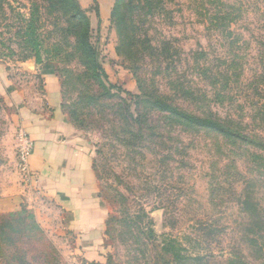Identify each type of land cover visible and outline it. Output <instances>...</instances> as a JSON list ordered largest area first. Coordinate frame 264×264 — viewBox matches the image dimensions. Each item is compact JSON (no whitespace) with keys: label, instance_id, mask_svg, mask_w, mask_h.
<instances>
[{"label":"rangeland","instance_id":"374dc122","mask_svg":"<svg viewBox=\"0 0 264 264\" xmlns=\"http://www.w3.org/2000/svg\"><path fill=\"white\" fill-rule=\"evenodd\" d=\"M2 1L14 21L35 16L42 47L39 63L23 62L17 47L0 54V264H264L244 235L246 197L264 220V152L250 143L264 142V0H77L90 26L58 0ZM93 46L111 84L145 94L138 106L96 76ZM45 66L91 147L108 213L97 250L84 248L48 196L25 193L32 148L22 163L28 141L11 95L20 87L34 99ZM179 79L207 99L178 92ZM148 98L232 118L251 139L189 127Z\"/></svg>","mask_w":264,"mask_h":264},{"label":"crops","instance_id":"0c3cea01","mask_svg":"<svg viewBox=\"0 0 264 264\" xmlns=\"http://www.w3.org/2000/svg\"><path fill=\"white\" fill-rule=\"evenodd\" d=\"M40 74L44 85L34 99L27 98L20 87L11 95L32 145L28 165L34 175L25 193L39 191L48 196L66 214L68 229L79 235L84 248L97 250L108 213L92 167L91 147L63 113L61 86L52 68L45 66ZM4 87L0 82V92Z\"/></svg>","mask_w":264,"mask_h":264},{"label":"trees","instance_id":"16d2710c","mask_svg":"<svg viewBox=\"0 0 264 264\" xmlns=\"http://www.w3.org/2000/svg\"><path fill=\"white\" fill-rule=\"evenodd\" d=\"M58 3H68L69 5H74L73 11L71 14V18L73 20L81 19L83 22H85V25H89V21L86 18L85 15H82L78 9V2L77 0H58ZM3 1L0 0V17L2 18L1 25L4 27V34L7 36L5 38H0V54H4L2 51H7L8 54H17L18 50H15L13 47H17L20 51V54H25L21 60L23 62L28 61L30 59L35 58L36 61L39 63L40 60V54H41V47L42 42L38 40L37 38V30L38 26L35 25V16L32 14L30 19H25L24 14H18L19 20H13L6 16L4 7H3ZM224 21V18L221 16L216 17L215 20ZM122 21L120 22L121 25ZM127 23V22H126ZM90 26V25H89ZM77 28L72 27V32L77 37L78 32L75 30ZM76 31V32H75ZM1 34V32H0ZM89 35V34H88ZM89 37V36H88ZM164 44V43H163ZM93 65L96 69V76L103 80V82L111 87L112 89H115L119 91L120 93L126 94L128 98H130L131 101H129V107L133 108V105L136 106L139 105V102H137L138 99H141L145 97L143 93L139 94H133L132 92L123 90L121 86H117L114 84H111L109 81V76L105 69L103 68L101 62L99 61L100 52L99 49L95 46H93ZM167 50V49H166ZM165 50V51H166ZM175 86L174 88L178 89L177 91L186 94L188 96H192L195 91L200 95H203L207 99V92L205 90H197L193 88V86L186 82L176 80L174 82ZM147 97V96H146ZM151 104L156 110L167 113L173 118L174 120H178L180 123L186 124L189 127H196L200 128L201 130H207L209 132H212L216 134L217 136H221L223 138H226L227 140H233L234 143L238 142H245L249 141L250 135L248 133H244L243 128H235L237 125L235 121L232 120V118H227L226 120L222 119L219 116H206V117H197L191 114H188L187 112L179 109L178 107L172 106L170 104L165 103L161 99H152L148 98ZM204 103V101H201ZM211 112V111H210ZM238 126V125H237ZM257 146V149H259L261 152H264V142H250ZM250 197H246L244 201V205L248 208V215H247V224L244 230L245 235V243L249 247H256L257 252L260 254L263 253L264 258V248L262 247L260 241L263 238L262 235H264V220L261 216L256 215L253 213L250 209V203H251ZM255 210V208H254ZM256 211V210H255ZM167 251L173 252L172 249L165 248ZM177 257V256H176ZM93 264H101V263H93Z\"/></svg>","mask_w":264,"mask_h":264},{"label":"built area","instance_id":"2783aa9c","mask_svg":"<svg viewBox=\"0 0 264 264\" xmlns=\"http://www.w3.org/2000/svg\"><path fill=\"white\" fill-rule=\"evenodd\" d=\"M32 148V145L30 142H27V144L23 147V153H22V158L21 161L22 163H25V159H27V157L29 156L30 150Z\"/></svg>","mask_w":264,"mask_h":264}]
</instances>
